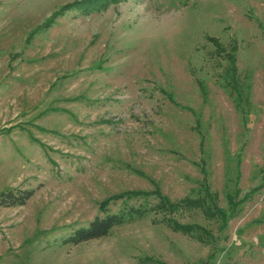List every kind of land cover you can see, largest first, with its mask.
Returning a JSON list of instances; mask_svg holds the SVG:
<instances>
[{"label": "rangeland", "instance_id": "1", "mask_svg": "<svg viewBox=\"0 0 264 264\" xmlns=\"http://www.w3.org/2000/svg\"><path fill=\"white\" fill-rule=\"evenodd\" d=\"M100 1L0 0V191L33 190L23 205H0V264H264V0ZM208 37L236 49L246 124ZM239 149L242 200L222 229L194 205L66 241L125 190L175 201L206 181L223 207ZM167 218L213 241L170 231Z\"/></svg>", "mask_w": 264, "mask_h": 264}, {"label": "trees", "instance_id": "2", "mask_svg": "<svg viewBox=\"0 0 264 264\" xmlns=\"http://www.w3.org/2000/svg\"><path fill=\"white\" fill-rule=\"evenodd\" d=\"M98 1L101 3L100 0ZM38 28H40V26H38ZM208 40L213 44L215 53L225 60V65L219 73V85L230 97L234 110L240 116L243 124H246L248 121V108L250 103L249 85L242 82L238 76V71L235 65L236 49L232 45L225 50L215 38L208 37ZM197 86L202 97V101H204L206 98L205 85L201 80H197ZM192 113L197 119V114L194 112ZM202 143L203 137L200 136L199 144L202 145ZM240 154L241 149H239V151H237L234 156L229 159L232 161L233 166L227 167L224 177L222 186L224 199L223 207H218L213 203V194L208 191L206 181L201 187L200 196L190 197L186 195L175 201H171L166 196L160 194L156 188L148 192L125 190L102 199L98 206L101 215H95L86 223V225L74 229L67 237L66 241L71 242L72 244H77L83 241L100 238L107 235L113 227L138 220L147 215L150 211H170L179 207L194 205H201L205 212L219 218L220 223L218 225V229H222L225 227L226 222L237 212L242 200V198H240V188L238 186L240 178ZM200 161V171L203 174L204 179L207 175L206 161L205 159H201ZM260 173L261 180H264V163L262 164ZM32 194V189L13 190L6 188L0 191V205H23L32 196ZM148 195L155 197V203H147L146 198ZM134 198H141V201L137 204L128 203L130 199ZM116 200L121 201L120 207L114 212L109 211V207L107 206L110 203H114ZM254 222H260V220H254ZM164 225L170 231L180 233L200 243H210L213 241L212 234L198 224H183L167 218L164 220ZM153 262L155 264H159V262Z\"/></svg>", "mask_w": 264, "mask_h": 264}]
</instances>
